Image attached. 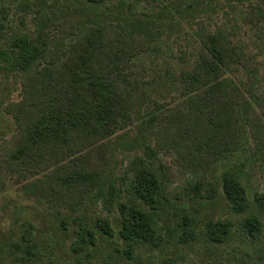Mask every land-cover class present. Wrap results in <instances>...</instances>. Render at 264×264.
Wrapping results in <instances>:
<instances>
[{
	"label": "trees",
	"instance_id": "obj_1",
	"mask_svg": "<svg viewBox=\"0 0 264 264\" xmlns=\"http://www.w3.org/2000/svg\"><path fill=\"white\" fill-rule=\"evenodd\" d=\"M251 1L173 0V12L164 7L156 16L139 18L124 0H84L81 10L70 0H9L36 19L28 29L0 34V118L14 127L4 131L0 120V190L14 177L22 182L40 177L37 187L63 207L67 204L65 213L56 211V222L63 231L71 230L69 248L78 260L82 253L89 258L90 251L111 244L121 258L138 264L133 256L137 245L156 249L173 236L164 223L170 211L179 215L178 243L196 241L194 218L186 214L185 203L171 200L172 193L201 204L220 194L230 213H248L251 201L234 169L223 171L219 183L210 181L209 174L218 161L250 147L256 161H264V0ZM245 4L251 5L245 16L253 20L249 30L259 45L252 50L235 33L241 29L235 24L211 29L200 21L195 51L180 60L173 77L177 97L185 98V104L147 103L140 124L154 146L144 147L146 158L129 163L117 185L109 163L96 161L95 151L134 125L138 98H146L143 87L149 84L146 63L163 54L164 36L181 29V19L216 6ZM9 79L20 89L18 100L6 97ZM138 143L123 140L119 145L131 150ZM162 150L173 154L183 175L195 179L181 189H168L164 168L150 163L159 160L156 153ZM125 194L131 199L120 201ZM252 201L264 213V194L255 191ZM89 202L100 203L111 215L116 211V226L107 216L88 218L82 210ZM233 226L228 218L209 220L200 234L211 244H222L233 236ZM261 229L257 215H246L236 231L255 240ZM33 230L28 225L20 239L0 249V264L41 261L43 240ZM176 262L164 259L161 264Z\"/></svg>",
	"mask_w": 264,
	"mask_h": 264
},
{
	"label": "rangeland",
	"instance_id": "obj_2",
	"mask_svg": "<svg viewBox=\"0 0 264 264\" xmlns=\"http://www.w3.org/2000/svg\"><path fill=\"white\" fill-rule=\"evenodd\" d=\"M124 1L127 4V8L133 5L130 10L139 18L145 15L156 16L164 7L173 12L171 2L173 0ZM61 2L64 3V0H61ZM71 3L80 10L86 7L84 0H70ZM255 3V0L251 1V5ZM251 5H238L237 9L232 8V6H216V9L207 11L204 14L194 15V18L191 17L192 19H181V29L174 30L169 37L164 36L163 42L166 46L163 54H160L156 61L153 60L152 64L150 62L146 63L149 64L146 67V79L149 80V84H145L143 87L146 92V98H138L140 103L135 108L137 114L134 115V125L114 135L109 141L104 142L99 150L95 151L94 159L96 161L100 162L104 159V161L109 163L112 176L117 185L123 182L117 179L126 171L129 163L137 157L146 158L143 154L144 147L148 145L154 146L153 138L148 132L145 133L144 127L140 124L141 118L145 114L143 108L147 103L154 101L156 104H162L165 107L166 105H168L167 107H183L185 104V98L178 99L177 97V92L174 90L175 83H173L176 77H173L180 69L178 67L182 63L180 60L183 57L187 59L185 55L191 58L190 54L195 51L196 44L194 42L199 29V22L203 21L204 26L209 24L211 29H215L220 24H226V26L235 24L237 27H241L235 33L240 35L253 50L254 45H259V43L256 44L258 42L256 34L249 30L248 23L253 20H248L247 16H245V14L249 13ZM127 8H124V11ZM242 14H244V17H241L243 16ZM27 15L23 12L22 7L10 4L9 0L0 2V34L9 35L18 30L30 28V23L36 18H32V16L26 17ZM258 59L261 60V57H258ZM167 72L168 74L165 75ZM237 78L239 80L243 79L242 76H237ZM235 81L237 82L236 79ZM9 82L7 87L10 94H7L6 97L18 100L20 89L14 81L10 80ZM143 101L145 103H142ZM151 107V110H154L156 105L151 104ZM5 118H0V120H3L1 125L6 126L4 131H7L10 127V131H12L14 127ZM146 135L147 142H144ZM123 140L131 142H136L137 140L139 143L132 147L131 150H125L119 145ZM253 151L254 149L250 147L242 154L236 153L226 160L218 161L214 165L213 171L209 174L210 181L219 183L223 171L228 168L234 169L244 182L251 201V209L248 213L241 216H235L230 213L220 194L212 202L201 204L198 200L193 202L184 199L181 201L180 198L174 196L175 193H172L171 200L174 203L178 200L185 203V207L188 208L186 214L194 218L193 230L197 232L199 238L196 241L189 242L187 245L179 244L178 235L181 230L178 225L179 215L174 216L173 211H170L171 215L165 219L164 223L173 231V236L171 239H164V245L156 249L137 245L133 256L138 261V264H161L164 259H176V264H264V213L259 210L258 212L252 201L255 191L264 194V161H256L257 155L252 156ZM156 155L159 160L152 158L150 163H153L152 167L154 166V168H159V166L164 168L162 171L168 176V189H181L184 184L195 179V177L183 175L171 152L162 150L157 152ZM157 170L159 171V169ZM39 178H32L28 179L29 182H22L20 178L14 177L7 181L5 187L0 190V249L4 248L3 250L5 251L8 242L20 239L21 231L27 229L28 225H32L34 234L38 235L44 244L41 261L36 264H48V261H51L50 264H133L113 252L114 245L111 244H104L94 252L90 251L89 258L82 253L78 260L77 256H74L69 248L71 241L74 239L71 230L63 231L56 222V211L60 210V212L65 213V211H68L67 204H65V208L61 202L42 192L37 187V179ZM128 199H131V195L125 194L120 201L126 202ZM134 204L138 206L137 202ZM176 204L178 205L179 203ZM85 207L82 212L88 218L92 219L96 215L107 216L116 226V211L111 215L101 208L100 203L95 205L89 202ZM61 208L64 209L61 210ZM246 215H257L260 219L262 229L258 239H244L236 231L238 222ZM225 218L230 219L234 224L232 227L233 236L229 241L222 244H211L202 238L200 233L207 221ZM107 255H110V258L104 260ZM6 264H11V262L8 261Z\"/></svg>",
	"mask_w": 264,
	"mask_h": 264
}]
</instances>
